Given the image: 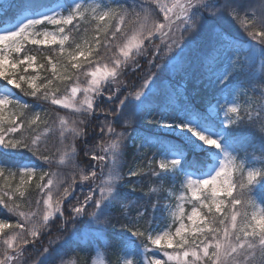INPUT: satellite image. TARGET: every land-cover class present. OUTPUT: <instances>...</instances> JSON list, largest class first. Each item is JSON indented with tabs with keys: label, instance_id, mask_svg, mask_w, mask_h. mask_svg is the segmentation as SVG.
Wrapping results in <instances>:
<instances>
[{
	"label": "snow or ice",
	"instance_id": "6c2138e0",
	"mask_svg": "<svg viewBox=\"0 0 264 264\" xmlns=\"http://www.w3.org/2000/svg\"><path fill=\"white\" fill-rule=\"evenodd\" d=\"M16 7L0 18V264H264V159L240 157L264 155V0ZM130 154L127 176L156 184L140 200L123 195Z\"/></svg>",
	"mask_w": 264,
	"mask_h": 264
},
{
	"label": "trees",
	"instance_id": "16d2710c",
	"mask_svg": "<svg viewBox=\"0 0 264 264\" xmlns=\"http://www.w3.org/2000/svg\"><path fill=\"white\" fill-rule=\"evenodd\" d=\"M16 3H19V0H16ZM15 9H13V7H10L9 13H11L12 11H14ZM32 47H35V46H32ZM57 50H58V48H57ZM47 53H48L47 51H43V52H40V53L33 52V54L34 55H37V57H39V58L42 57V56H47ZM142 63H143V61H142ZM4 83L5 82L0 81V89H1V86ZM17 93H19V90L18 89H17ZM20 95L25 99V101H27L30 104H32L33 103V100L35 99V98H32V97H25V96H23V94H20ZM37 105H39V107H42V111H43V109L45 107H47V105H45L44 102L37 101L36 104H33V109H36L37 108L36 107ZM49 110H51V109H49ZM58 136H59V134H58V132H56L55 134H53V135H51L49 137V141H48L49 142V146L52 147V152L54 154H56L55 155V158H56L57 161L59 160V154L56 153V147H54V146H57L59 144ZM241 154L245 156V153L241 152ZM254 154L257 157H264V155H262L259 151L253 152L250 149L249 152H248V154H247V158H249V156L254 155ZM25 158H27V159H34L36 161V163L43 164L42 161L37 160L30 153H27V152H25L22 149L21 150H18V154H14L13 157H12L13 161L16 162V163H20V161H22ZM126 166H127V164H126ZM80 167H82V168L85 167V164L83 162H80ZM126 168L127 167H125L124 170ZM60 170L62 172H64L65 174L69 175V176L71 175L70 168L67 167V166H65V165H61L60 166ZM133 179H135L134 182H133V184L126 186L125 189H124V192H123V195H125L130 200H140L144 193H147V192H149V190L151 188L156 187V184H154L151 181H149L146 177L145 178H140L139 176H137V177H134ZM0 183H2V181H0ZM85 183H87V182H85ZM133 186H135V191H132ZM84 190H86V188L83 189V191ZM77 192H79V188H77ZM19 202L20 201H17V203H19ZM169 202H170L169 200H164L163 201V204L165 206H167ZM166 209H167V207L165 208L164 214L165 215H168ZM9 215L10 214L7 213V210L4 209L2 205H0V217L7 218ZM156 216H157V218L160 217V211L159 210L157 211ZM121 223H126V221H121ZM121 223H116L115 221H113V225L115 227V230L118 233L121 232L119 230V227L121 226ZM112 259L115 260V256H113Z\"/></svg>",
	"mask_w": 264,
	"mask_h": 264
},
{
	"label": "rangeland",
	"instance_id": "374dc122",
	"mask_svg": "<svg viewBox=\"0 0 264 264\" xmlns=\"http://www.w3.org/2000/svg\"><path fill=\"white\" fill-rule=\"evenodd\" d=\"M11 3H12V0H4L3 9H0V18H3L4 20H7L9 22H13L14 23V19L13 20L5 19V17L8 15V11L10 9V4ZM54 5H51L49 7H53ZM44 8H46V7H43L41 9L37 10V11L43 10ZM57 11H59V9H57ZM4 13H7V15L5 16ZM49 27H51V26H49ZM56 47L58 48V46H56ZM47 55H49V53H47ZM38 59H40V58L38 57ZM40 62L43 63V61L41 59H40ZM41 75L43 76V75H45V73L42 72ZM3 87L0 89V91H6V89H4ZM8 87H11V86H8ZM14 91L17 92V89H14ZM21 98H22V96H21ZM36 107H37V109H33L34 111H42V107H39V106H36ZM176 135H179V133L177 132ZM240 157L247 159L248 162H252L253 160L259 161L260 159H264V157H257L255 154L254 155H251V156H249V158H247V157H245L244 155H242L240 153ZM25 162H33V165L34 166H42V164L36 163V161L34 159H23L20 163H25ZM135 166L133 168H135ZM176 194L179 195V193H176ZM172 206H174V202H169L168 205H167V207H172ZM186 211H190V206H186ZM167 214H168V211H167ZM0 218H2V217H0ZM156 226H158V225H156ZM119 230L121 232L126 233L129 236L131 235L130 233H127V230L126 229H122L121 226L119 227ZM94 259L96 260V264H106V258L103 255V253H101L98 256H94Z\"/></svg>",
	"mask_w": 264,
	"mask_h": 264
},
{
	"label": "bare ground",
	"instance_id": "6f19581e",
	"mask_svg": "<svg viewBox=\"0 0 264 264\" xmlns=\"http://www.w3.org/2000/svg\"><path fill=\"white\" fill-rule=\"evenodd\" d=\"M57 2H62V0H34V3H35V5H36V10H39V9H41V8H43V7H49V6H51V5H54V4H56ZM16 4H18V3H16V0H12V3L10 4V7H13V9H15L14 11H12L11 13H8V15L5 17V19H10V20H13V17L17 14V7H16ZM15 7V8H14ZM6 83V82H5ZM5 83L1 86V88L5 85ZM23 98V97H22ZM24 99V98H23ZM25 100V99H24ZM27 102V101H26ZM38 106V105H37ZM37 109V108H36ZM25 159H27V158H25ZM33 161V160H32ZM21 162V161H20ZM34 162V161H33ZM33 162H31L32 164H33ZM138 163V161H136V160H134V158H133V155H129L128 157H127V168L125 169V170H123L124 171V173H125V176H126V181H127V183H126V186H128V185H131V184H133V182H134V180L135 179H133L134 177H128L127 176V171H128V167H134L136 164ZM131 165V166H130ZM79 191H80V189H79ZM84 191H87V189L86 190H84ZM3 218V217H2ZM154 226H156V225H154Z\"/></svg>",
	"mask_w": 264,
	"mask_h": 264
}]
</instances>
